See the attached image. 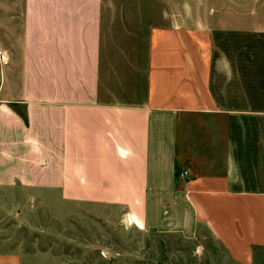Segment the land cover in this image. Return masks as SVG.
<instances>
[{
    "label": "crops",
    "instance_id": "0c3cea01",
    "mask_svg": "<svg viewBox=\"0 0 264 264\" xmlns=\"http://www.w3.org/2000/svg\"><path fill=\"white\" fill-rule=\"evenodd\" d=\"M16 188L254 264L264 0H25L20 85L0 100V189Z\"/></svg>",
    "mask_w": 264,
    "mask_h": 264
},
{
    "label": "rangeland",
    "instance_id": "374dc122",
    "mask_svg": "<svg viewBox=\"0 0 264 264\" xmlns=\"http://www.w3.org/2000/svg\"><path fill=\"white\" fill-rule=\"evenodd\" d=\"M24 2L0 0V100L20 85ZM119 218L59 196L0 189V251L42 256V264H235L208 240L147 234ZM254 264H264V253Z\"/></svg>",
    "mask_w": 264,
    "mask_h": 264
},
{
    "label": "built area",
    "instance_id": "2783aa9c",
    "mask_svg": "<svg viewBox=\"0 0 264 264\" xmlns=\"http://www.w3.org/2000/svg\"><path fill=\"white\" fill-rule=\"evenodd\" d=\"M180 176H181V177H185V176H187V172H181V173H180Z\"/></svg>",
    "mask_w": 264,
    "mask_h": 264
}]
</instances>
